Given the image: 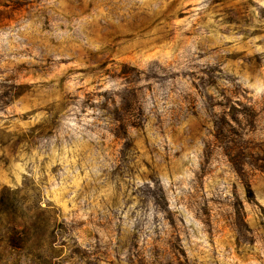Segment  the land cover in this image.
<instances>
[{"label": "rangeland", "instance_id": "obj_1", "mask_svg": "<svg viewBox=\"0 0 264 264\" xmlns=\"http://www.w3.org/2000/svg\"><path fill=\"white\" fill-rule=\"evenodd\" d=\"M0 264H264V0H0Z\"/></svg>", "mask_w": 264, "mask_h": 264}, {"label": "trees", "instance_id": "obj_2", "mask_svg": "<svg viewBox=\"0 0 264 264\" xmlns=\"http://www.w3.org/2000/svg\"><path fill=\"white\" fill-rule=\"evenodd\" d=\"M6 211V202L4 198H2V195H0V220L5 216Z\"/></svg>", "mask_w": 264, "mask_h": 264}]
</instances>
